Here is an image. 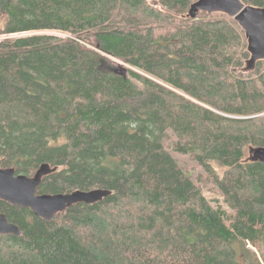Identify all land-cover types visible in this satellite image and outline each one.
<instances>
[{
    "label": "trees",
    "instance_id": "1",
    "mask_svg": "<svg viewBox=\"0 0 264 264\" xmlns=\"http://www.w3.org/2000/svg\"><path fill=\"white\" fill-rule=\"evenodd\" d=\"M193 1L0 0V166L111 190L50 221L0 199L20 229L0 264H264V60L246 71L243 29Z\"/></svg>",
    "mask_w": 264,
    "mask_h": 264
},
{
    "label": "water",
    "instance_id": "2",
    "mask_svg": "<svg viewBox=\"0 0 264 264\" xmlns=\"http://www.w3.org/2000/svg\"><path fill=\"white\" fill-rule=\"evenodd\" d=\"M199 12L223 13L232 17L243 29L249 57L245 70L252 71L258 61L264 60V6L245 4L242 0H195L187 16L195 18ZM251 159L264 162V146L250 149ZM55 169L42 163L33 175L16 174L13 167L0 166V199L11 205L30 208L45 221L76 203L93 204L111 194L110 189H76L67 193H38L43 176ZM20 235L19 227L0 212V235Z\"/></svg>",
    "mask_w": 264,
    "mask_h": 264
},
{
    "label": "rangeland",
    "instance_id": "3",
    "mask_svg": "<svg viewBox=\"0 0 264 264\" xmlns=\"http://www.w3.org/2000/svg\"><path fill=\"white\" fill-rule=\"evenodd\" d=\"M115 62L120 67H129L124 61L115 59ZM172 152V151H170ZM173 157L176 159L178 164L181 166L183 171L187 173L193 181H196L197 176L204 173V169L196 161H194L189 155H183L180 153L172 152ZM202 192L209 198H216L222 203L223 196L220 195L219 189L213 185L212 182L202 187Z\"/></svg>",
    "mask_w": 264,
    "mask_h": 264
},
{
    "label": "bare ground",
    "instance_id": "4",
    "mask_svg": "<svg viewBox=\"0 0 264 264\" xmlns=\"http://www.w3.org/2000/svg\"><path fill=\"white\" fill-rule=\"evenodd\" d=\"M198 15V14H197Z\"/></svg>",
    "mask_w": 264,
    "mask_h": 264
}]
</instances>
